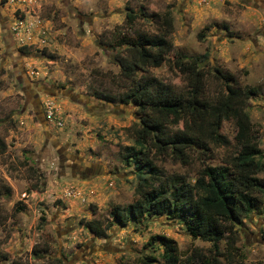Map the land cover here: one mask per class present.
<instances>
[{
  "label": "rangeland",
  "instance_id": "rangeland-1",
  "mask_svg": "<svg viewBox=\"0 0 264 264\" xmlns=\"http://www.w3.org/2000/svg\"><path fill=\"white\" fill-rule=\"evenodd\" d=\"M167 15L170 59L137 75L182 91L185 77L172 61L199 55L210 92L220 83L217 68L234 73L237 86H256L246 109L264 178V0H0V264L56 257L61 264H140L147 240L158 233L176 240L184 264H197L187 261L197 251L213 254L211 242L165 214L114 224L105 235L86 225L104 228L116 206L138 198L142 183L122 152L134 144L141 113L120 100L131 79L114 54L126 40L161 34ZM221 130L230 144L212 146L211 157L196 151L182 164L154 154L164 182L177 176L193 182L205 162L223 165L238 148L234 118ZM236 229L234 258L264 264V205ZM34 248L44 257L35 258ZM219 249L225 264L226 238Z\"/></svg>",
  "mask_w": 264,
  "mask_h": 264
},
{
  "label": "trees",
  "instance_id": "trees-1",
  "mask_svg": "<svg viewBox=\"0 0 264 264\" xmlns=\"http://www.w3.org/2000/svg\"><path fill=\"white\" fill-rule=\"evenodd\" d=\"M128 17L133 21L135 16L130 12ZM164 23L161 34H142L137 39L126 40L114 54L122 76L131 79L120 100L134 104L141 113L134 128V144L122 152L124 161L134 164L143 184L137 187L138 198L124 207L116 206L104 228L93 221L86 225L96 234L105 235V229L114 224L126 225L149 215L165 214L185 223L194 237L212 243L211 256L197 251L192 259L187 258L189 263L224 264L219 243L226 238L225 264H249L235 259L233 250L237 242L236 226L264 205V178L258 176L262 149L246 109L259 89L252 85L237 86L234 73L217 68L213 76L220 83L210 92L209 71L204 69L199 55L178 56L172 61L185 77L182 91L174 90L156 76L137 75L138 70L158 67L170 59L172 17L165 16ZM107 97L114 100L111 95ZM228 118L235 120L237 151L224 158L223 165L205 162L193 182L186 176H177L166 184L154 154L171 155L182 164H189L196 151L211 157L212 146L230 144L221 130ZM3 147L0 141V152ZM144 248L147 251L140 264H184L177 242L170 236L153 234ZM160 248L163 250L156 254ZM32 253L35 258L44 257L37 248ZM61 263V258L56 257L40 264Z\"/></svg>",
  "mask_w": 264,
  "mask_h": 264
}]
</instances>
